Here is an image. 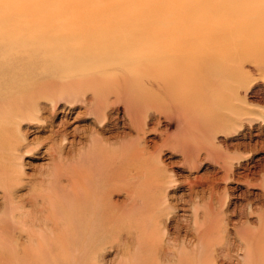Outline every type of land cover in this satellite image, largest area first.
Wrapping results in <instances>:
<instances>
[{
  "label": "rangeland",
  "instance_id": "rangeland-1",
  "mask_svg": "<svg viewBox=\"0 0 264 264\" xmlns=\"http://www.w3.org/2000/svg\"><path fill=\"white\" fill-rule=\"evenodd\" d=\"M20 1L0 0V14L27 4L30 14L10 23L47 13L31 27L49 25L51 32L72 11L123 3ZM156 1L207 7L203 0L123 5ZM151 15L130 22L138 29L119 31L106 20L80 18L71 23L81 30L74 34L58 30L39 44L23 35L35 50L14 44L20 36L0 46V76L23 68L40 91L31 117L17 124L0 108V264H17L13 257L30 251L42 232H61L51 214L67 211L69 197L102 207L78 208L87 213L85 224L91 221L87 248L95 264H130L150 238L167 233L193 245L195 217L207 228L208 264H241L245 238L264 246V73L244 65L249 83L240 91L248 110L234 114V87L216 59L192 50L172 74L158 66L164 58L150 28L140 25L151 26ZM136 32L144 42L133 48ZM261 261L260 254L252 260Z\"/></svg>",
  "mask_w": 264,
  "mask_h": 264
},
{
  "label": "bare ground",
  "instance_id": "bare-ground-1",
  "mask_svg": "<svg viewBox=\"0 0 264 264\" xmlns=\"http://www.w3.org/2000/svg\"><path fill=\"white\" fill-rule=\"evenodd\" d=\"M85 1L76 0V3H84ZM94 1L96 2V0ZM122 1V5H120L121 3L118 5L119 7H111L112 3L97 9L85 6V9L79 10L83 13L82 15L77 14L76 11L73 14L74 11H72L73 15L67 14L69 16L63 17L64 20L59 19L61 22L58 29L52 32L49 31L50 28L48 29L49 25L31 27L32 23L45 20L46 17L44 16H47V13L42 14L44 16L41 19L40 17H36V19L24 18L21 20L24 22L23 25L10 23L30 14L29 8L26 7L27 4L23 8L16 7L12 11H4L0 14V46L9 45L11 36H20L19 39H12L14 44L21 47L27 44L25 47L29 46L35 50L36 45L33 44L43 43L46 37L56 35L59 31V34L80 32L81 30L76 29L78 26L75 27L71 24L80 18H82L80 20L90 19V22L96 20V24L106 20L112 31L138 29V24L130 22H139L141 19L136 18L139 16H145L144 19H149V14L152 13L151 26L147 23L140 25L150 28L155 52L164 58L158 62V66H161L168 74H172L175 67H171L172 65L181 67L180 61L177 59H187L192 55V50H199L204 60L216 59L218 68L223 70V77L226 76L232 81L231 85L234 87L231 96L233 113L242 114L245 109L248 110L247 103L244 102L247 100L242 97L240 91L249 83V78L245 76L246 70L243 67L246 63H253L261 70V73H264V0H235L238 3L236 5H231L230 2L217 3L214 0H203L202 2H205L207 7L199 10L196 9L195 1L193 4L189 2L191 4L187 5L169 3V1L158 4L159 2L156 1L157 4L135 7L132 10H129L127 5H123L125 3L124 0ZM122 1L120 0V2ZM104 3L102 4L104 5ZM115 3L114 5H116ZM19 4L16 5H22ZM64 4L66 5L65 2ZM95 16L101 18H93ZM43 27L46 28L41 29ZM26 34L31 37L30 40L33 44L29 43L28 45L26 38L23 37ZM177 41L181 42L177 43ZM143 42V34L136 32L130 47L135 48L142 45ZM214 45L216 48L212 51L211 47ZM53 52L52 49L48 48V55ZM8 53L13 55L12 51ZM27 53L24 50L21 54L9 57L21 58V55L24 56ZM225 64H227L228 69ZM0 77L4 79L2 82L0 81V108L6 106L7 121L17 124L18 121L31 117V111L36 109L35 97L40 92L35 85L33 75H29L28 71L23 68H14L12 75H10L12 78L7 79L9 77L7 75ZM91 195H93V191ZM68 203L67 211L60 212V215L51 214L56 226L60 227L63 224L61 232L51 233V235H44L42 232L41 237L33 242L30 251L26 249L22 256L13 257L14 262L17 264H95L91 258L90 250L87 248L91 233L88 228H90L91 221L85 224L84 218L87 213L78 212V208L94 207V209L97 208L95 210H101L102 207L100 204L93 205L88 201H81L79 198L74 199V197H69ZM36 221H33L32 225L36 224ZM193 223L196 232L193 245L184 243L177 237L171 238L168 233L166 236L165 234L158 237L154 236L144 244L143 249H140L141 253L131 257L132 263L130 264H208L207 250L210 241L207 228L204 221L200 222L197 217ZM53 226L55 227V224ZM260 235L264 237V229ZM218 243H221V239L218 240ZM244 243V254L241 253L244 255V261L241 264H264L263 244L255 243L250 238H245ZM256 254L262 256V261L253 263L252 260L255 259Z\"/></svg>",
  "mask_w": 264,
  "mask_h": 264
}]
</instances>
